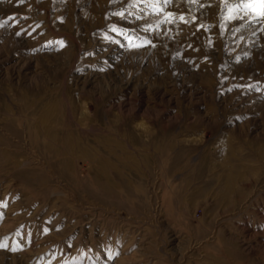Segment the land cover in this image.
<instances>
[{"label":"rangeland","instance_id":"rangeland-1","mask_svg":"<svg viewBox=\"0 0 264 264\" xmlns=\"http://www.w3.org/2000/svg\"><path fill=\"white\" fill-rule=\"evenodd\" d=\"M0 264H264V0H0Z\"/></svg>","mask_w":264,"mask_h":264},{"label":"snow or ice","instance_id":"snow-or-ice-1","mask_svg":"<svg viewBox=\"0 0 264 264\" xmlns=\"http://www.w3.org/2000/svg\"><path fill=\"white\" fill-rule=\"evenodd\" d=\"M248 3H252L254 2V0H247ZM247 6V5H246Z\"/></svg>","mask_w":264,"mask_h":264},{"label":"bare ground","instance_id":"bare-ground-1","mask_svg":"<svg viewBox=\"0 0 264 264\" xmlns=\"http://www.w3.org/2000/svg\"><path fill=\"white\" fill-rule=\"evenodd\" d=\"M231 177V176H230ZM235 177V176H234ZM239 193V192H238Z\"/></svg>","mask_w":264,"mask_h":264}]
</instances>
